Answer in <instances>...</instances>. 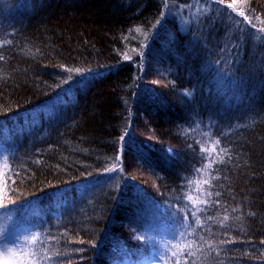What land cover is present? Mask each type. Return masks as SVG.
I'll return each instance as SVG.
<instances>
[{
    "label": "trees",
    "instance_id": "1",
    "mask_svg": "<svg viewBox=\"0 0 264 264\" xmlns=\"http://www.w3.org/2000/svg\"><path fill=\"white\" fill-rule=\"evenodd\" d=\"M164 3L0 0V240L21 264H264V0Z\"/></svg>",
    "mask_w": 264,
    "mask_h": 264
},
{
    "label": "snow or ice",
    "instance_id": "2",
    "mask_svg": "<svg viewBox=\"0 0 264 264\" xmlns=\"http://www.w3.org/2000/svg\"><path fill=\"white\" fill-rule=\"evenodd\" d=\"M216 2L219 3L220 0H216ZM164 6H165V8L168 7L167 0H165ZM167 15H168L167 12H165V11H161V12H160V19H158V20L156 21V23L152 26L153 29H156L158 26H162L163 23H164L165 18L167 17ZM239 15H240V16H243L245 20H248V17L245 16V13H244L243 11H240V12H239ZM249 23H251V21H249ZM253 27H255V25H253ZM137 31H139V29H137ZM147 35H148V34L145 33V36H147ZM8 43H10V41H9ZM3 59H4V57H3L2 55H0V60H3ZM125 59H129V57L126 56ZM61 67H63V66H61ZM69 71H74V72L77 73V74H81V73H83L85 70H83V69H74V70H69ZM87 71L91 72L90 69L87 70ZM68 79L71 80L72 77L69 76ZM64 83H67V81H64ZM127 131H128V129L126 128V129L124 130V134L121 135V136L119 137V148H120V152H121V153L123 152L124 143H125V141H126V137H127ZM219 143H220L219 140H217V141L215 142V146H219ZM215 146H214V148H213V152L215 151ZM220 152L223 153V155H219V154H218V155H219V159H218L217 161H213V163H223L225 157L228 156V152H229V150H228L227 148H221V149H220ZM210 155H211V154H210ZM120 158H121L120 156H116V157H114L113 159H114L115 162H116V166L113 167V168H111V169H106L105 171L116 172V171L118 170V168H119V161H120ZM229 159H230V157H229ZM205 167H207V168H211V167H212V164L206 165ZM121 170H122V169H121ZM205 184H209V186H210V182H209V181H205ZM208 195H209V197H210V196L212 195V193L209 192ZM216 195L219 196L220 193H216ZM205 203H208V201H205ZM233 211H236V209H233ZM193 215H195V214H193ZM229 219H230V217L226 214V215L223 217V220L219 221V223H220L223 227H227V222L229 221ZM195 223H196L197 227L202 226V221H201L198 217L196 218ZM32 240H33V242H35V241L37 240V237H33ZM80 242L83 243V241H80ZM227 242H228V243H231V242H233V241L229 240V241H227ZM261 243H264V241H262ZM188 247L190 248L191 245H189ZM212 247H214V246H213V245H209V248H212ZM181 254H183V253H181ZM187 254H188L189 257H192V256L194 255V253H192L191 251H189ZM57 255H58V253H57ZM176 255H177V253H176V252H173V256H176ZM31 256L35 258L36 264H46L47 261H51V260L53 259V256H51V255L41 254V253H38V252H35V251L31 253Z\"/></svg>",
    "mask_w": 264,
    "mask_h": 264
},
{
    "label": "rangeland",
    "instance_id": "3",
    "mask_svg": "<svg viewBox=\"0 0 264 264\" xmlns=\"http://www.w3.org/2000/svg\"><path fill=\"white\" fill-rule=\"evenodd\" d=\"M233 9H237L233 6ZM195 191V190H194ZM194 203V201H191ZM170 239V238H169ZM165 248L170 246L169 240L166 239ZM213 245L212 248H217L215 244H212V241L209 239L207 246ZM0 264H21V261L18 259V255L15 254L14 249L9 246L7 242L0 240ZM139 264H168L167 260L160 254H156L155 257L146 258L139 262Z\"/></svg>",
    "mask_w": 264,
    "mask_h": 264
}]
</instances>
